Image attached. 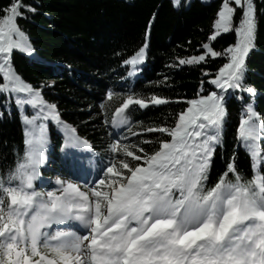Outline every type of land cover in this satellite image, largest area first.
<instances>
[{
  "label": "snow or ice",
  "instance_id": "obj_1",
  "mask_svg": "<svg viewBox=\"0 0 264 264\" xmlns=\"http://www.w3.org/2000/svg\"><path fill=\"white\" fill-rule=\"evenodd\" d=\"M172 2L178 8L181 0ZM35 11L24 0L0 8V118L15 109L23 125L22 155L13 150V160L0 166V264H264V114L246 83L258 29L255 0H220L202 54L179 59L180 65L224 59L214 74L203 73L212 76L208 84L215 90L203 94L202 82L196 98L177 101L187 107L174 125L148 127L133 122L132 106L146 109L168 99L108 90L100 109L105 125L119 131L109 133L107 164L83 184L57 176L52 190L36 186L47 162L49 124L64 132L69 176L97 172V154L45 100L43 89L50 86L32 85L15 68L16 52L40 63L18 23ZM231 33L234 43L214 50L213 42ZM146 50L144 44L123 61L128 77L136 75ZM233 95L242 102L235 139L249 168L240 170L234 153L210 183ZM145 133L160 135L126 142ZM146 144L157 147L149 153Z\"/></svg>",
  "mask_w": 264,
  "mask_h": 264
},
{
  "label": "trees",
  "instance_id": "obj_2",
  "mask_svg": "<svg viewBox=\"0 0 264 264\" xmlns=\"http://www.w3.org/2000/svg\"><path fill=\"white\" fill-rule=\"evenodd\" d=\"M8 3L9 0H0V8ZM24 3L31 4L36 11L26 13L27 18L18 23L30 37L40 63L16 52L15 68L32 85L50 86L43 89L45 100L56 104L62 121L90 143L97 154L98 171L108 162L106 148L113 139L100 109L108 90L126 93L131 89L142 98L156 95L168 99V104L146 109L132 106L135 110L128 114L134 123L143 122V127L172 126L176 115L187 107L177 101L196 98L202 82L203 94L215 90L208 84L212 76L203 73L214 74L226 62L209 57L199 65L179 64L181 58L202 54L200 49L210 35L220 0L188 3L181 0L178 8L172 0H24ZM255 9L258 29L255 48L247 58L246 83L255 88V108L264 114V0H255ZM154 14V23L149 27ZM234 41V33L224 34L212 46L222 51ZM144 44L147 50L144 62L138 66L140 75L128 77L123 61ZM249 100L246 96L245 101ZM119 103L120 99L111 103L109 118ZM241 103L234 95L226 100L223 142L213 158L210 183L216 181L234 153L237 167L242 171L249 168V159L242 148L238 149L235 139ZM55 130L64 133L55 124H49L46 155L47 162L53 163L49 164L53 173L61 175L68 171V163L61 152L62 135ZM135 131L139 133L141 128ZM159 135L145 133L126 142L155 140ZM155 147L144 145L149 153ZM13 150L23 153V125L15 109L11 115L5 111L0 118V166L13 160ZM44 170L42 166V176Z\"/></svg>",
  "mask_w": 264,
  "mask_h": 264
},
{
  "label": "rangeland",
  "instance_id": "obj_3",
  "mask_svg": "<svg viewBox=\"0 0 264 264\" xmlns=\"http://www.w3.org/2000/svg\"><path fill=\"white\" fill-rule=\"evenodd\" d=\"M185 1V3H188V1H190V0H184ZM203 1H209V0H203ZM115 131V130H114ZM49 135V134H48ZM95 178H93V180H94Z\"/></svg>",
  "mask_w": 264,
  "mask_h": 264
}]
</instances>
